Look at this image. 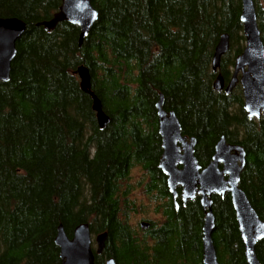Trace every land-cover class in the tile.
Here are the masks:
<instances>
[{
	"label": "trees",
	"instance_id": "1",
	"mask_svg": "<svg viewBox=\"0 0 264 264\" xmlns=\"http://www.w3.org/2000/svg\"><path fill=\"white\" fill-rule=\"evenodd\" d=\"M252 1L264 48V0ZM59 4L0 0V18L26 26L0 83V264H61L59 224L69 238L79 224L105 233L94 264H201L199 199L176 197L175 209L158 169L159 94L181 135L195 139L199 166L220 136L241 146L239 188L264 223V116L246 117L238 85L227 96L211 86L219 36L228 35L224 82L243 48L240 0H90L97 18L80 45L76 26L35 27ZM79 66L108 117L103 129L79 88ZM211 201L218 264H246L228 195ZM254 251L264 264V239Z\"/></svg>",
	"mask_w": 264,
	"mask_h": 264
},
{
	"label": "water",
	"instance_id": "2",
	"mask_svg": "<svg viewBox=\"0 0 264 264\" xmlns=\"http://www.w3.org/2000/svg\"><path fill=\"white\" fill-rule=\"evenodd\" d=\"M97 18V12L90 0H60V5L48 20L35 24L43 31H53L58 23L66 22L78 28V44L87 35ZM239 22L241 24L244 47L234 58L232 73L224 83L220 74L212 81L215 92L230 94L236 84L242 96V109L247 118L259 119L264 115V48L259 37L252 0H240ZM25 23L14 17L0 18V83L9 79L10 63L15 55V42L23 34ZM228 50V35L221 34L214 46L210 66L212 74L219 67L220 57ZM78 85L82 92L91 97V109L95 113L96 124L100 129L108 124V117L102 112L98 99L89 89V74L85 67L75 70ZM162 95L154 105L157 134L160 139L161 154L158 169L165 178L168 194L174 201L176 188L183 203L199 197L203 210L201 226V264H218L211 233L214 218L211 212V196L222 197L228 194L234 212L235 223L243 246L246 264H260L255 255V245L264 239V223L258 218L239 188V175L245 163V152L238 145L226 144L220 136L213 147L209 163L200 167L194 155L195 139L180 135V125L173 112L166 113ZM175 204V203H174ZM139 228H147V223L139 222ZM106 235L96 234L95 248H91V233L87 224H79L72 230L70 238L62 225L56 228L53 244L58 249L61 264H94V255L101 254ZM103 264H115L113 259H105Z\"/></svg>",
	"mask_w": 264,
	"mask_h": 264
},
{
	"label": "flooded vegetation",
	"instance_id": "3",
	"mask_svg": "<svg viewBox=\"0 0 264 264\" xmlns=\"http://www.w3.org/2000/svg\"><path fill=\"white\" fill-rule=\"evenodd\" d=\"M47 20H48V19H47ZM223 81H224V80H223ZM225 83H226V82H225ZM162 108H163V107H162ZM163 110H164L166 113H168V112H173V111H171V110H167V109H164V108H163ZM173 113H174V112H173ZM175 116H176V115H175ZM176 118H177V117H176ZM177 120H178V119H177ZM180 135H181V132H180ZM181 136L185 137L186 139L189 138V137H186V136H184V135H181ZM227 144H229V143H227ZM232 145H238V144H232ZM238 146H240V145H238ZM240 147H241V146H240ZM194 155H195V154H194ZM209 161H210V160H209ZM207 163H209V162H207ZM207 163H206V164H207ZM206 164H205V165H206ZM205 165H204V166H205ZM204 166H203V167H204ZM239 176H240V175H239ZM176 191H177V190H176ZM176 194H177V192H176ZM227 195H228V194H227ZM176 197H178L179 200H180V197H179V189H178V194H177ZM217 197H219V196H217ZM222 197H223V196H222ZM222 197H220V198H222ZM195 199H199L198 196H196ZM229 200H230V199H229ZM180 201H181V200H180ZM175 202H176V198H175ZM185 204H186V203H182V205H185ZM173 205H174V204H173ZM174 208H175V209L177 208V204L174 205Z\"/></svg>",
	"mask_w": 264,
	"mask_h": 264
},
{
	"label": "rangeland",
	"instance_id": "4",
	"mask_svg": "<svg viewBox=\"0 0 264 264\" xmlns=\"http://www.w3.org/2000/svg\"><path fill=\"white\" fill-rule=\"evenodd\" d=\"M136 220H137V222L142 221V217L137 216V217H136ZM91 240H92V247H94L93 236L91 237Z\"/></svg>",
	"mask_w": 264,
	"mask_h": 264
}]
</instances>
